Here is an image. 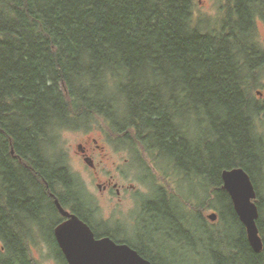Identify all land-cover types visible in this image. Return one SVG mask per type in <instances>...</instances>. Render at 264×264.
Here are the masks:
<instances>
[{
  "label": "trees",
  "instance_id": "1",
  "mask_svg": "<svg viewBox=\"0 0 264 264\" xmlns=\"http://www.w3.org/2000/svg\"><path fill=\"white\" fill-rule=\"evenodd\" d=\"M197 6L196 0H0V264H29L24 242L43 221L58 218L49 194L89 226L55 142L57 129L94 118L152 165L211 191L217 226L197 218V228L221 247L212 253L214 264H264V204L255 178L264 177V103L252 93L264 54L251 39L255 20L264 22V0H232L214 26L195 15ZM239 23L248 35L235 33ZM189 112L205 126L204 139L181 122ZM233 168L243 169L256 191L260 253L222 188V171ZM163 205L146 212L171 229L176 208ZM142 229L135 242L110 229L103 234L162 264L153 237L163 229ZM232 231L236 236L219 237Z\"/></svg>",
  "mask_w": 264,
  "mask_h": 264
},
{
  "label": "rangeland",
  "instance_id": "2",
  "mask_svg": "<svg viewBox=\"0 0 264 264\" xmlns=\"http://www.w3.org/2000/svg\"><path fill=\"white\" fill-rule=\"evenodd\" d=\"M196 1L198 6L195 9V15L205 19L212 26L216 24L217 20L221 21L224 18L222 14L224 6L232 2V0ZM232 20H236V17L233 16ZM236 26H238L235 28L236 34L248 35L246 30L249 27L240 23ZM251 39L257 52L263 55L264 22L258 18L253 24ZM253 79L252 93L264 103V72L255 74ZM181 122H185L186 127L199 139L206 137L205 126L199 128L191 112ZM262 124L261 131L264 134V121ZM56 131L55 147L58 149V157H60L67 172L73 176L74 183L78 184L81 194L89 201L90 208L93 210V224L99 232L110 229L108 226L118 225L121 227L119 233H123L121 235L125 240L134 241L136 229H141V222L144 219L145 224L151 230H156V227L163 229L156 237H153L156 250L163 252L161 253L162 256H159L162 264H214L212 253L221 247L213 246L211 232L205 233L202 229L197 228L199 224L197 218L201 219L203 223L206 222V226L211 229L212 226L216 227L218 223V219L214 222L206 219L208 215H217L215 209L210 206L212 197L209 189L205 190L201 188L200 184L186 181L182 177L180 179L177 173L164 167L162 169V166L152 165L140 149L133 152L127 145L120 143L104 119L94 118L84 124L78 123L73 127L59 128ZM86 136L97 138L99 145L104 146L105 153L109 158V162L106 160L103 165L97 164L96 171L100 170L98 178H94L95 171L87 169L84 163L77 160L74 153L76 144L83 141ZM201 143L203 142L201 141ZM201 153L205 155L204 148H202ZM96 162L98 163V160ZM109 176H112L116 183L133 187L132 190H127L126 197L123 195L120 201L114 195L112 198L102 194L97 187V184L103 183L105 178ZM255 178L259 190L258 196L264 204V177L256 174ZM205 200L207 201L205 202ZM164 202H170L172 206H169L176 208L175 225L171 229L168 224L167 227H164L160 222L163 218L151 217V214L146 212V208L162 207ZM180 218L183 224L179 222ZM54 221L55 217L52 216L40 224L38 231L33 230L31 232L26 241V244L30 246L27 255L30 263L65 264L54 249V244L50 238ZM185 221H188V224ZM168 228L170 231L167 230ZM185 229L186 232L183 231ZM142 232V234H148L144 229ZM166 232L169 236H166ZM231 233L228 235L226 232L221 233L219 237L222 236L225 241L228 236L230 238L236 236L234 231ZM111 234L115 235L116 233L112 231ZM119 240L121 239L119 238ZM2 252L0 245V254Z\"/></svg>",
  "mask_w": 264,
  "mask_h": 264
},
{
  "label": "water",
  "instance_id": "3",
  "mask_svg": "<svg viewBox=\"0 0 264 264\" xmlns=\"http://www.w3.org/2000/svg\"><path fill=\"white\" fill-rule=\"evenodd\" d=\"M221 181L250 247L260 253L263 243L257 227L259 211L249 175L241 168H233L222 171ZM54 205L62 217L68 218L54 229V238L67 264H152L127 244H117L108 237L96 239L91 228L64 210L56 198ZM206 219L214 222L217 215H208Z\"/></svg>",
  "mask_w": 264,
  "mask_h": 264
},
{
  "label": "flooded vegetation",
  "instance_id": "4",
  "mask_svg": "<svg viewBox=\"0 0 264 264\" xmlns=\"http://www.w3.org/2000/svg\"><path fill=\"white\" fill-rule=\"evenodd\" d=\"M75 149L76 150L74 151V153L76 155L77 160L80 163H84L86 165L87 169H90L91 171H95L94 172V176H95L94 178H98V173H100V170L96 171L97 164L98 165H103L104 161H106V160L109 162V158H108L107 154L105 153L104 146L103 145H99L97 138L86 136V138L83 139V141H80V142H78L76 144ZM95 159L98 160V163L96 162ZM97 187H98L99 191L102 194L109 195L112 198L118 197V201H120L122 196L127 193V190L130 191V190L133 189L132 186H127L126 184H119V183L114 182L112 176L106 177L105 180L103 181V183L97 184ZM72 195H74V194H71L69 196L70 199L72 198ZM81 195L80 196L76 195V199H74V200H76L77 206L80 209L79 211L89 220V223L92 225L91 226L89 224V227L91 228V230H93L95 228V226L93 224V217H92L93 216L92 215L93 214V210L90 208L89 201H87L85 199V197L83 195L82 196ZM113 195H114V197H113ZM49 197L51 199H53V204H54V199L55 198L53 196L51 197V194H49ZM125 197H126V195H125ZM62 208L64 210H66L67 212H69L70 214H73L70 209L65 208V207H62ZM55 209H56L58 218L54 222V224L52 225L51 237L50 238H51V240H52V242L54 244V246H53L54 249H56V251L59 252L62 255L61 250L59 249V246H58V244H57V242H56V240L54 238V229L57 226H59L60 224H62L63 222H65L68 218L62 217L59 214V212H58L56 207H55ZM141 223H142V225L140 226L141 229L142 228L146 229L148 227L145 224L144 221H142ZM108 227H110V229L112 231H114L115 233L121 232V227L118 226V225L117 226H108ZM36 231H38V230H36ZM18 232L20 233V231H16V233H18ZM92 232L94 233V230ZM103 233H106V232L105 231H101L99 236L95 235V233H94V236H95L96 239L108 237V236H106ZM24 243H25V247L26 248L23 247V249L28 252V249H29L30 246H29V244H26V241ZM117 244H126V243L123 240H120ZM0 245H1V250L3 251L4 250L3 245L2 244H0ZM61 257L64 258L63 255ZM64 261H65V259H64ZM28 263L32 264V263H30V261H28ZM65 264H67L66 261H65Z\"/></svg>",
  "mask_w": 264,
  "mask_h": 264
}]
</instances>
